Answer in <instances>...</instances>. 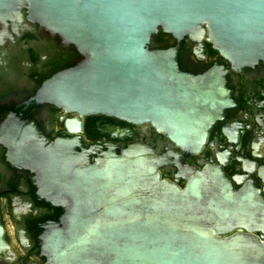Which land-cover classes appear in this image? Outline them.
Masks as SVG:
<instances>
[{
  "label": "water",
  "instance_id": "obj_1",
  "mask_svg": "<svg viewBox=\"0 0 264 264\" xmlns=\"http://www.w3.org/2000/svg\"><path fill=\"white\" fill-rule=\"evenodd\" d=\"M24 8L84 56L27 105L150 122L187 151L203 148L233 101L222 66L182 70V44L206 39L238 69L264 59V0H0V21H20ZM160 32L176 44L152 48ZM0 144L34 175L38 195L64 209L42 240L47 264H264V240L232 233L256 226L251 190L235 193L219 169L196 171L181 189L142 143L84 148L79 138L48 139L14 111L0 116ZM3 233L0 224V248Z\"/></svg>",
  "mask_w": 264,
  "mask_h": 264
},
{
  "label": "flooded vegetation",
  "instance_id": "obj_2",
  "mask_svg": "<svg viewBox=\"0 0 264 264\" xmlns=\"http://www.w3.org/2000/svg\"><path fill=\"white\" fill-rule=\"evenodd\" d=\"M20 21H0V116L20 112L36 121L48 139L79 138L84 148H111L118 153L134 143L148 146L160 158L162 179L184 189L196 171L221 170L237 194L251 190L255 206L253 231L235 229L264 240V59L235 68L205 39H187L179 49L182 70L198 75L214 65L222 66L233 104L211 128L199 151H187L173 143L150 122L135 124L96 114L79 116L50 104L27 105L41 84L53 74L84 59L76 47L32 21L26 8ZM176 44L170 35L152 48ZM74 119L79 131H69ZM0 144V224L4 246L0 264H47L43 237L55 227L64 209L42 199L33 184L34 175L13 167ZM95 155H90L93 160Z\"/></svg>",
  "mask_w": 264,
  "mask_h": 264
},
{
  "label": "trees",
  "instance_id": "obj_3",
  "mask_svg": "<svg viewBox=\"0 0 264 264\" xmlns=\"http://www.w3.org/2000/svg\"><path fill=\"white\" fill-rule=\"evenodd\" d=\"M166 35L167 34L160 32L157 36H155V42H161Z\"/></svg>",
  "mask_w": 264,
  "mask_h": 264
}]
</instances>
